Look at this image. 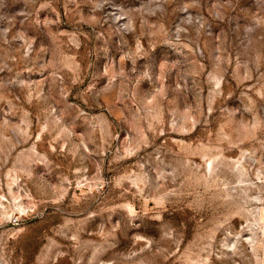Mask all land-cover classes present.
I'll list each match as a JSON object with an SVG mask.
<instances>
[{
  "label": "rangeland",
  "instance_id": "rangeland-1",
  "mask_svg": "<svg viewBox=\"0 0 264 264\" xmlns=\"http://www.w3.org/2000/svg\"><path fill=\"white\" fill-rule=\"evenodd\" d=\"M0 264H264V0H0Z\"/></svg>",
  "mask_w": 264,
  "mask_h": 264
}]
</instances>
